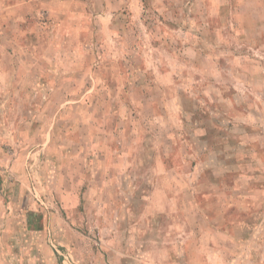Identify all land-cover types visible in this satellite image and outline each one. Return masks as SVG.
<instances>
[{
	"label": "rangeland",
	"instance_id": "obj_1",
	"mask_svg": "<svg viewBox=\"0 0 264 264\" xmlns=\"http://www.w3.org/2000/svg\"><path fill=\"white\" fill-rule=\"evenodd\" d=\"M0 264H264V0H0Z\"/></svg>",
	"mask_w": 264,
	"mask_h": 264
}]
</instances>
